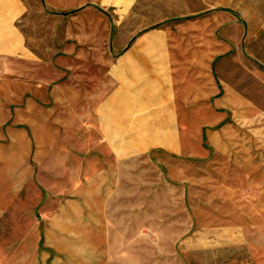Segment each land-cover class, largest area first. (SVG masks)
<instances>
[{"label":"rangeland","instance_id":"obj_1","mask_svg":"<svg viewBox=\"0 0 264 264\" xmlns=\"http://www.w3.org/2000/svg\"><path fill=\"white\" fill-rule=\"evenodd\" d=\"M28 1L30 11L17 23L34 56L35 85H84L99 96L121 92L95 122L99 102L82 110L87 142L102 145L100 160L118 161L124 190L169 192L170 205L165 202L156 221L172 223L166 230L174 236V264H264V0H137L125 20L112 18V30L89 42L70 35L69 10ZM217 14L221 25L211 22ZM200 20L215 26L208 29L207 48L192 40V52L176 35L179 60L201 58V52L206 58L207 50L220 91L227 84L254 102L261 120L255 132L239 126L238 113L199 129L213 118L199 120L210 112L189 104L194 89L182 76L187 68L173 70V92L164 31L183 34L185 24ZM155 32L161 53L140 54L145 68L136 67L139 55L126 51L149 48L158 40ZM213 38L224 41L222 50L212 46ZM176 119L184 128L183 147Z\"/></svg>","mask_w":264,"mask_h":264},{"label":"crops","instance_id":"obj_2","mask_svg":"<svg viewBox=\"0 0 264 264\" xmlns=\"http://www.w3.org/2000/svg\"><path fill=\"white\" fill-rule=\"evenodd\" d=\"M136 1L44 0V7L69 10L70 35L89 42L97 33L112 30V18L125 20ZM29 11L28 0H0V264H174V236L166 230L172 223L156 221L165 202L170 205L169 192L124 190L121 184L128 182L117 171L118 161L100 160L97 152H102L98 149L102 145L87 142L91 133L85 131L82 110L99 102L100 112H92L95 122L102 110L122 97L121 92L115 88L99 96L84 85H35L34 56L17 23ZM211 22L224 21L217 14ZM212 27L200 20L185 24L183 34L164 31L171 83L174 69L187 68L182 76L194 89L189 104L194 111L204 107L210 112L199 120L213 118L199 129L238 113L239 126L255 132L261 120L254 102L227 84L220 91L207 50L206 58L201 52V58L179 60L176 35L191 51L193 43L206 49ZM154 36L158 40L149 48L133 46L126 51L139 55L133 67L145 68L140 54L161 53L160 32ZM212 46L222 50L225 44L213 38ZM172 87L174 92V83ZM177 125L178 144L183 147L184 128L178 120ZM228 129L231 136L233 129Z\"/></svg>","mask_w":264,"mask_h":264}]
</instances>
